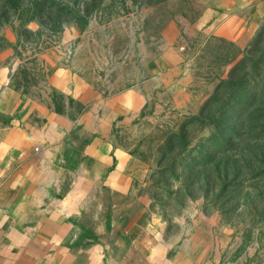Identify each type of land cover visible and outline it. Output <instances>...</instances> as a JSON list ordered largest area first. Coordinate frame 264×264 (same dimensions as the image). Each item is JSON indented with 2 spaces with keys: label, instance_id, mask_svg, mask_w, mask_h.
I'll use <instances>...</instances> for the list:
<instances>
[{
  "label": "rangeland",
  "instance_id": "1",
  "mask_svg": "<svg viewBox=\"0 0 264 264\" xmlns=\"http://www.w3.org/2000/svg\"><path fill=\"white\" fill-rule=\"evenodd\" d=\"M208 1L0 0V65L73 118L88 99L55 85L59 70L105 97L140 82L142 108L116 119L113 141L138 160L136 185L169 244L203 247L214 264H264V0L243 25L218 23Z\"/></svg>",
  "mask_w": 264,
  "mask_h": 264
},
{
  "label": "crops",
  "instance_id": "2",
  "mask_svg": "<svg viewBox=\"0 0 264 264\" xmlns=\"http://www.w3.org/2000/svg\"><path fill=\"white\" fill-rule=\"evenodd\" d=\"M252 1L207 3L226 16L218 23L243 25ZM162 62L154 59V74ZM13 68L0 65V264H214L203 247L169 244L136 185L138 160L113 141L116 119L132 122L142 108L140 82L105 97L59 70L54 84L88 99L73 118L19 90ZM107 193L125 201H105Z\"/></svg>",
  "mask_w": 264,
  "mask_h": 264
}]
</instances>
